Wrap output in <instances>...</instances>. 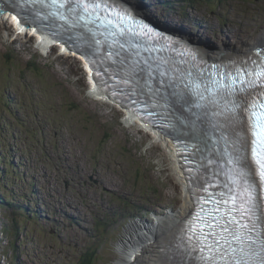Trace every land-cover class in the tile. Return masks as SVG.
Here are the masks:
<instances>
[{
	"label": "rangeland",
	"instance_id": "374dc122",
	"mask_svg": "<svg viewBox=\"0 0 264 264\" xmlns=\"http://www.w3.org/2000/svg\"><path fill=\"white\" fill-rule=\"evenodd\" d=\"M164 1L137 3L211 48L264 38V0ZM12 24L0 20V264H77L94 248L96 264H113L135 223L157 225L183 205L169 138L91 94L76 46L58 39L41 53L34 25L16 34Z\"/></svg>",
	"mask_w": 264,
	"mask_h": 264
},
{
	"label": "bare ground",
	"instance_id": "6f19581e",
	"mask_svg": "<svg viewBox=\"0 0 264 264\" xmlns=\"http://www.w3.org/2000/svg\"><path fill=\"white\" fill-rule=\"evenodd\" d=\"M20 1H22V7H26V11L33 18H37L40 13L49 12L47 8H45L44 6H37L34 2L30 4V2L25 0H20ZM126 1L133 6L131 8V11L137 15H141L142 18L143 16H148L153 13L150 9L147 8H144L143 10L142 6H140L137 3V0H126ZM0 3L6 4L5 0H0ZM12 3L14 4L15 2L12 1ZM7 5H9V2H7ZM93 9L97 14L103 11V9H101L100 6H94ZM65 13L70 17L71 20L73 19L79 21L74 17L80 16L85 21V24L82 23V21L76 22L73 26H79V28L78 27H73V28L76 30H80V32L78 33L72 31L73 36L72 35L70 36L76 47L77 45H82L78 49H80V51L82 52V55L84 56L88 66L91 67L90 65L91 62H93L92 57L94 53H92L93 51L92 46L88 44L87 41V39L90 36L89 28L96 31L98 28L101 27H98L96 24L90 21V15L92 14V12L89 9L84 10V8L81 7V8H76L74 11H69L68 8L67 10H65ZM6 15L7 13L1 15L0 16V18L2 17L1 20L7 19L9 21H13L14 15H11L10 17ZM20 19L22 20V18ZM103 28L105 29L106 27ZM176 30L186 38L190 39L189 37H187L188 34L190 35L189 32H186L183 29H180L181 31L178 29ZM24 31L18 32L16 34H22ZM186 38L185 40L187 41ZM194 38L200 40V38H198L197 36H195ZM258 39L259 40L252 43L251 45L249 44L247 45L243 43V41L239 42V45L244 44V47H234L235 45L232 43L222 42L221 44L216 45L215 48H211L210 46L198 40H195V43L198 44L199 48L202 50L203 53L205 51V53H207L208 55L211 54V56L225 54L227 52H234L237 55H242V54L249 55L248 51L253 49V47H255L256 45H264V38L262 39L258 38ZM50 41L52 42V40ZM65 43L70 45L67 42ZM212 58H216V57H212ZM119 61H120L119 57L114 59L111 63L102 61L101 65L97 66L96 71L98 72L99 70H101L103 75L106 76L107 74L112 73L113 70H116V74L119 77L121 84L123 85L124 92H122V94L123 97H126V99L124 100L127 101V97L132 96L134 97L135 101H137L140 99L143 92V86L139 85V83H143V81L145 80V75L142 69L134 68L126 72V70L121 69V64L119 63ZM148 85L152 90L156 88H160L159 98L155 99L148 95L147 99H145L144 101H149V100L156 101L158 103V107L164 110L165 113L164 118H171L174 119V121H178L181 118L187 120L189 119V117H191L193 113V109L190 107V105L193 104V102L191 100L182 101L183 98L182 95L175 97L173 95L175 90L173 89L172 85L170 84L158 85L156 82L153 81V79ZM228 85H229V78L225 80V86L223 87L225 88ZM130 90L132 91V94L128 92ZM240 93H241L240 91L237 92V94ZM98 94H101L107 98H111L110 92H104L100 88ZM42 107L44 108V106ZM130 117L137 118V116L133 114V112L130 113ZM130 117L128 116L125 122L129 123L132 120ZM132 121L135 122V120ZM129 124H131V122ZM159 129L160 128H153L154 132L158 134H159ZM172 132L173 131H169L168 134H172ZM167 137L169 138L167 139V146L171 149L172 155L175 157V161L177 164L175 146L173 144L172 139L169 136ZM178 169H179V174L181 175L182 182L185 187L187 180L185 179V175L182 169L180 167H178ZM32 181L34 182V180ZM3 197L6 199L5 196ZM7 202L8 200L6 199L5 205H7ZM192 207H193V199L190 196L189 191L185 190L183 205L175 212V214H169L168 216H166L168 220L165 221L160 217L155 221L157 225H155L154 223H151V225L150 224L146 225L144 224V222L140 224L135 223L132 230L128 232V235L125 237V239L121 241L120 244L121 257L118 260H116L113 264H187L188 263L187 260L183 257L182 253L178 248L177 238L181 234L182 222L185 220V217L189 214ZM98 224L99 221H96V227H99L97 226Z\"/></svg>",
	"mask_w": 264,
	"mask_h": 264
},
{
	"label": "snow or ice",
	"instance_id": "6c2138e0",
	"mask_svg": "<svg viewBox=\"0 0 264 264\" xmlns=\"http://www.w3.org/2000/svg\"><path fill=\"white\" fill-rule=\"evenodd\" d=\"M52 5L56 6L58 9L64 8L67 5L69 11H74L76 8L81 7L84 8V10H87L89 7V5L84 3L83 0H75L74 4L71 3V0H62V2L60 3H57V0H52ZM63 18L64 17L61 16V19ZM143 27L147 29L148 32L152 31V29L148 28L147 25H143ZM256 76L258 79L264 77V69L257 72ZM248 86H253V83L250 82ZM251 107L253 109H258L257 111H253L251 114L255 118L252 126V134L254 136V139L252 141V155L256 165H258L260 178L262 181H264V111H261L264 110V101L259 104H256L254 102ZM239 175L244 184L243 191L240 194L243 199L241 200L239 211L241 213V217L249 218V220L251 221V227H249V225L247 224H239L236 221V218L233 217L230 221V224H234L237 228V231L232 232L227 227L221 230L222 233H226L229 237H231V239H225L223 235H220L217 237L215 248L205 245L204 247H201L200 250L201 252H203L206 249L209 253H212L214 251L223 252L224 254L219 257L220 259H224L225 257L229 256V254H232V258L235 259V253L239 252L241 259L235 260V264H241V260H243V264H249V260H254L257 262V264H264V238H261V233L257 231L260 226L256 223L257 205L253 199V186L248 183V173L241 171ZM236 199L237 197L233 196L231 198V202L235 203ZM232 211H237V209L233 208ZM261 215L264 216V210L261 211ZM197 219L199 220L200 218L198 217ZM202 227H208V225H203ZM245 229L246 231H243ZM192 231L195 232L196 228L193 227ZM254 231H257L256 239H253L250 235V233ZM209 235L214 234L207 233L205 234L204 239L207 240ZM221 240L224 241V244H227L228 251H224L223 245L220 243ZM233 241L241 245V247H239L238 249L232 248ZM245 257H247V259H245ZM200 259L204 260L207 264V257L201 256Z\"/></svg>",
	"mask_w": 264,
	"mask_h": 264
},
{
	"label": "trees",
	"instance_id": "16d2710c",
	"mask_svg": "<svg viewBox=\"0 0 264 264\" xmlns=\"http://www.w3.org/2000/svg\"><path fill=\"white\" fill-rule=\"evenodd\" d=\"M172 1H175V2H173V3H175V4H177V5H179L180 7H185V6H187L190 2H191V0H166V1H164L166 4H168V3H171ZM207 1V0H206ZM34 64H36V63H34ZM39 67L41 68V66L39 65ZM39 67L37 66V69H39ZM39 71V70H38ZM40 75L42 74V73H39ZM27 83H28V85L31 87V88H33V90H34V92H36V91H38V90H36L35 88H34V86H35V83H34V81H32V79H27ZM39 92V91H38ZM44 94V93H43ZM18 99H22V98H19L18 97ZM40 100H41V105L42 106H45V102L42 100V97H40L39 98ZM16 103V104H22V102L20 101H18V102H15V99H14V97H12L11 99H10V101L8 100V103L10 104V103ZM13 104H11V107H13L12 106ZM15 106V105H14ZM17 108V107H16ZM2 146V144L0 143V147ZM0 203L1 204H5L6 203V199L3 197V196H0ZM100 224H98L97 226H99ZM14 226H12V228H13ZM3 231L4 232H6V233H8L9 232V229L8 228H6V226L5 227H3ZM97 260H98V251H96L95 252V248L94 249H92L91 251H89V250H87V251H85L82 255H81V257H80V259L78 260V262H77V264H96L97 263ZM109 261H111V260H109ZM109 261H107V262H105L104 264H106V263H108Z\"/></svg>",
	"mask_w": 264,
	"mask_h": 264
},
{
	"label": "water",
	"instance_id": "95a60500",
	"mask_svg": "<svg viewBox=\"0 0 264 264\" xmlns=\"http://www.w3.org/2000/svg\"><path fill=\"white\" fill-rule=\"evenodd\" d=\"M108 1H111V2H113V3H117V4H119V5H123V6H127V1L126 0H108ZM121 5V6H122ZM127 8V7H126ZM3 11L0 9V14L2 13ZM139 16H141V15H139ZM143 18L145 19V20H147V21H149L150 23H152L154 26H156V27H158L159 29H161V30H165V31H172V29L170 28V27H167V26H165V25H161L159 22H157V21H155L153 18H150V17H148V16H143ZM70 21V30L72 29V27H73V21L72 20H69ZM69 32H70V34H72V31H67L66 33L68 34V35H70L69 34ZM50 36V35H49ZM197 44V43H196ZM71 45V44H70ZM197 46V45H196Z\"/></svg>",
	"mask_w": 264,
	"mask_h": 264
}]
</instances>
